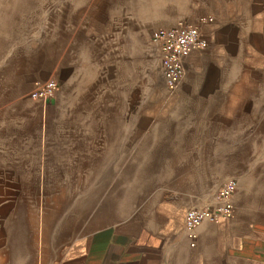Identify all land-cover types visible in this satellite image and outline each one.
<instances>
[{"label": "rangeland", "instance_id": "obj_1", "mask_svg": "<svg viewBox=\"0 0 264 264\" xmlns=\"http://www.w3.org/2000/svg\"><path fill=\"white\" fill-rule=\"evenodd\" d=\"M259 7L260 0H0V146L38 179L41 223L68 215L120 222L165 200L164 186L184 168L173 163L181 120L166 97L172 90L152 32ZM54 65V95L30 98L33 81ZM253 169L262 189L251 198L264 207V165Z\"/></svg>", "mask_w": 264, "mask_h": 264}, {"label": "crops", "instance_id": "obj_2", "mask_svg": "<svg viewBox=\"0 0 264 264\" xmlns=\"http://www.w3.org/2000/svg\"><path fill=\"white\" fill-rule=\"evenodd\" d=\"M225 9L200 25L207 46L185 55L181 81L166 92L181 120L173 163L190 168L174 173L165 200L120 222L41 223L38 179L0 146V264H264V207L251 198L262 189L253 167L264 165V0L249 15ZM47 74L59 75L55 65ZM230 177L231 217L202 221L190 237L182 211L216 206Z\"/></svg>", "mask_w": 264, "mask_h": 264}, {"label": "built area", "instance_id": "obj_3", "mask_svg": "<svg viewBox=\"0 0 264 264\" xmlns=\"http://www.w3.org/2000/svg\"><path fill=\"white\" fill-rule=\"evenodd\" d=\"M209 20H212V17L202 18L201 22ZM151 36L159 49L160 67L165 85L173 91L183 77L185 55L204 49L207 40L201 32L200 24L183 21L170 27H157ZM57 89L58 81L55 78L35 79L28 96L45 103ZM236 189L237 180L230 177L221 183L217 190L220 202L216 206H191L185 210L184 225L190 237H194L192 229L202 221L216 222L231 217L233 206L230 197Z\"/></svg>", "mask_w": 264, "mask_h": 264}]
</instances>
